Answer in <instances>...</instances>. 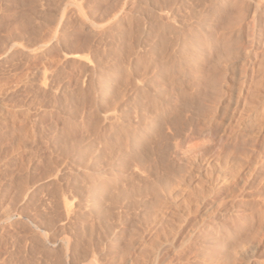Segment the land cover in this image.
Wrapping results in <instances>:
<instances>
[{
	"label": "rangeland",
	"instance_id": "1",
	"mask_svg": "<svg viewBox=\"0 0 264 264\" xmlns=\"http://www.w3.org/2000/svg\"><path fill=\"white\" fill-rule=\"evenodd\" d=\"M0 51V264H204L218 105L234 61L243 100L264 88V0H0Z\"/></svg>",
	"mask_w": 264,
	"mask_h": 264
},
{
	"label": "bare ground",
	"instance_id": "2",
	"mask_svg": "<svg viewBox=\"0 0 264 264\" xmlns=\"http://www.w3.org/2000/svg\"><path fill=\"white\" fill-rule=\"evenodd\" d=\"M4 51L5 50H3V52ZM232 66L233 67L229 73L230 80L234 83L233 87L230 89L232 90L231 97L228 95V97L222 95L223 97L220 99L218 105L220 139L218 166L216 169L217 182L213 186L208 185L204 199L205 213H203L205 214V217L209 219L210 216H212L211 211L215 209V211H217V225L215 224L216 230H214V233H207L209 232V230H207V235L203 241L201 255L204 264H264V198L260 200H257L256 198V200L253 199L250 187L253 179H258L259 181L257 180V182H260L261 186H264V143H260V139L263 138L264 140V101H262L264 88H259L258 86L253 87L252 91L248 90L249 94L251 92L250 99L243 100L242 92L244 91L242 87L237 84V82H240L238 78L240 76H238V72L236 71L237 65L235 61L232 62ZM218 78L220 77H217V79L213 78L214 81L211 82L213 83V92L216 90L215 92L220 95V92L226 88H223V85L225 84H222V79ZM237 79L239 81H237ZM227 91L229 92V90ZM138 138L140 139V137ZM211 172L212 171H210V174ZM213 177L212 179L214 180ZM254 184L255 183H253V185ZM253 185L252 188L258 186L256 184V186ZM213 188L217 193V197L211 200V193L214 190ZM197 251L199 250L197 249Z\"/></svg>",
	"mask_w": 264,
	"mask_h": 264
}]
</instances>
